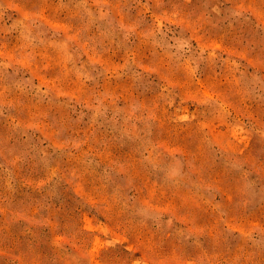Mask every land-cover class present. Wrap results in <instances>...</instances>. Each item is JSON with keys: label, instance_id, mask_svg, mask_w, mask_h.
<instances>
[{"label": "rangeland", "instance_id": "rangeland-1", "mask_svg": "<svg viewBox=\"0 0 264 264\" xmlns=\"http://www.w3.org/2000/svg\"><path fill=\"white\" fill-rule=\"evenodd\" d=\"M0 264H264V0H0Z\"/></svg>", "mask_w": 264, "mask_h": 264}]
</instances>
